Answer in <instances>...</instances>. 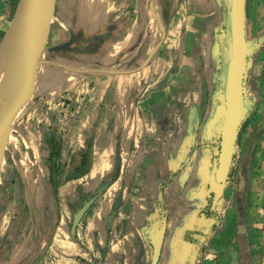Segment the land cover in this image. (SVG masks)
<instances>
[{
	"label": "crops",
	"instance_id": "obj_1",
	"mask_svg": "<svg viewBox=\"0 0 264 264\" xmlns=\"http://www.w3.org/2000/svg\"><path fill=\"white\" fill-rule=\"evenodd\" d=\"M228 10V0L56 1L51 45L8 139L42 179L5 185L0 264H150L161 207L157 264H264L252 214L224 249L200 213L219 149Z\"/></svg>",
	"mask_w": 264,
	"mask_h": 264
},
{
	"label": "water",
	"instance_id": "obj_2",
	"mask_svg": "<svg viewBox=\"0 0 264 264\" xmlns=\"http://www.w3.org/2000/svg\"><path fill=\"white\" fill-rule=\"evenodd\" d=\"M57 0H18L11 20L0 39V171L12 123L18 111L32 98L40 57L47 44ZM246 0H228L226 62L222 71L224 111L218 129L219 149L214 170V189L219 199L228 178L241 123L246 115L242 90L246 42ZM67 43L57 49H66ZM55 176V172L53 173ZM82 173L75 177H80ZM97 195L91 197L74 215L71 232ZM166 222L162 219L152 237L150 264H157Z\"/></svg>",
	"mask_w": 264,
	"mask_h": 264
},
{
	"label": "rangeland",
	"instance_id": "obj_3",
	"mask_svg": "<svg viewBox=\"0 0 264 264\" xmlns=\"http://www.w3.org/2000/svg\"><path fill=\"white\" fill-rule=\"evenodd\" d=\"M8 2L10 11H0V15L6 16L7 26L18 0H9ZM262 7H264V0L245 1V36L249 46L243 64L242 90L247 111L238 131L231 169L222 189L220 201L216 204V190L213 189L215 179L214 176H210L208 193L205 195L206 202L200 212L206 219L204 228L220 229L222 236H219V244L224 249H229L231 246L238 223L247 228L249 220L246 221V216L249 219L252 214V219L257 227L264 224V11H261ZM6 28L3 27L4 30L0 32V39ZM50 45L48 42L45 49H48ZM222 51L225 52V49ZM226 58L225 53L220 60L221 68L217 84V92L222 102H224L222 71ZM12 135L11 141L6 145L1 166L0 217L7 205L8 187H5L6 184L9 186L12 183L29 181V183L36 181L40 183L42 179L41 173L25 172L27 166L18 151L21 148V141L14 137V133ZM216 160L215 156V164ZM245 184L248 186L247 189ZM249 197L253 198L251 210L248 205ZM244 198L247 199L245 204ZM165 215L166 211L161 207L158 215L159 221H162V217Z\"/></svg>",
	"mask_w": 264,
	"mask_h": 264
},
{
	"label": "trees",
	"instance_id": "obj_4",
	"mask_svg": "<svg viewBox=\"0 0 264 264\" xmlns=\"http://www.w3.org/2000/svg\"><path fill=\"white\" fill-rule=\"evenodd\" d=\"M58 173V172H57ZM60 175L61 173H58V179H57V183H59L61 180H60Z\"/></svg>",
	"mask_w": 264,
	"mask_h": 264
},
{
	"label": "flooded vegetation",
	"instance_id": "obj_5",
	"mask_svg": "<svg viewBox=\"0 0 264 264\" xmlns=\"http://www.w3.org/2000/svg\"><path fill=\"white\" fill-rule=\"evenodd\" d=\"M215 184V183H214ZM214 184H213V187H214Z\"/></svg>",
	"mask_w": 264,
	"mask_h": 264
}]
</instances>
